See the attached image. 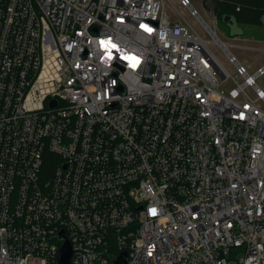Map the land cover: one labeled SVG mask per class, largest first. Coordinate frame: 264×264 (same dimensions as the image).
I'll use <instances>...</instances> for the list:
<instances>
[{
	"label": "built area",
	"instance_id": "obj_1",
	"mask_svg": "<svg viewBox=\"0 0 264 264\" xmlns=\"http://www.w3.org/2000/svg\"><path fill=\"white\" fill-rule=\"evenodd\" d=\"M165 6L0 0V264L264 263V63Z\"/></svg>",
	"mask_w": 264,
	"mask_h": 264
},
{
	"label": "rangeland",
	"instance_id": "obj_2",
	"mask_svg": "<svg viewBox=\"0 0 264 264\" xmlns=\"http://www.w3.org/2000/svg\"><path fill=\"white\" fill-rule=\"evenodd\" d=\"M166 11L170 14L172 20L186 19L205 39L209 40L210 47L221 60V62L232 72L235 67L229 59L226 49L235 55L240 62L250 64V71H254L258 66L264 63V54L261 49L264 48V26L256 24L234 23L228 24L216 16V28L219 39L226 45V49L217 42H213L212 36L207 32L201 20L191 13L189 8L184 7L181 13L175 9L179 0H165ZM193 6L197 8L203 20L214 27L213 15L204 0H192ZM258 83L264 88V75L258 78ZM249 91L250 88H249ZM264 107V103L262 104Z\"/></svg>",
	"mask_w": 264,
	"mask_h": 264
},
{
	"label": "trees",
	"instance_id": "obj_3",
	"mask_svg": "<svg viewBox=\"0 0 264 264\" xmlns=\"http://www.w3.org/2000/svg\"><path fill=\"white\" fill-rule=\"evenodd\" d=\"M215 16H232L238 23L263 25L264 0H214Z\"/></svg>",
	"mask_w": 264,
	"mask_h": 264
},
{
	"label": "water",
	"instance_id": "obj_4",
	"mask_svg": "<svg viewBox=\"0 0 264 264\" xmlns=\"http://www.w3.org/2000/svg\"><path fill=\"white\" fill-rule=\"evenodd\" d=\"M226 23L228 24H234L236 23L237 21L234 19V17L232 16H224V19H223ZM263 26H264V17H263ZM263 243V247H264V242ZM71 247H70V244L68 242H66L61 251H60V260L62 262V264H69V259L71 257ZM126 261H127V255L126 253H123L115 262L114 264H126ZM264 264V263H263Z\"/></svg>",
	"mask_w": 264,
	"mask_h": 264
},
{
	"label": "snow or ice",
	"instance_id": "obj_5",
	"mask_svg": "<svg viewBox=\"0 0 264 264\" xmlns=\"http://www.w3.org/2000/svg\"><path fill=\"white\" fill-rule=\"evenodd\" d=\"M113 47H115V45H113ZM152 213L155 214V209H152Z\"/></svg>",
	"mask_w": 264,
	"mask_h": 264
}]
</instances>
